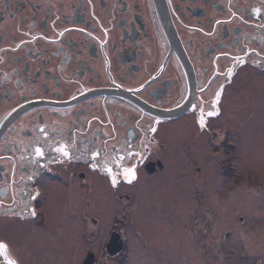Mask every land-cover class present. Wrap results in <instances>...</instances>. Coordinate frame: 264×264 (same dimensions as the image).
<instances>
[{
	"label": "flooded vegetation",
	"instance_id": "af4514ba",
	"mask_svg": "<svg viewBox=\"0 0 264 264\" xmlns=\"http://www.w3.org/2000/svg\"><path fill=\"white\" fill-rule=\"evenodd\" d=\"M244 72L264 78V0H0V264H136L135 250L146 264H175L166 212L143 198L176 175L185 134L197 179L191 242L207 254L210 232L196 226L225 211L211 197L209 160L220 186L248 168L243 129L259 112L238 122L229 111ZM104 196L119 204L105 231L89 214ZM73 199L85 242L55 255L41 240L62 200L73 217ZM232 236L226 229L217 253ZM60 237L54 230L53 244Z\"/></svg>",
	"mask_w": 264,
	"mask_h": 264
},
{
	"label": "rangeland",
	"instance_id": "374dc122",
	"mask_svg": "<svg viewBox=\"0 0 264 264\" xmlns=\"http://www.w3.org/2000/svg\"><path fill=\"white\" fill-rule=\"evenodd\" d=\"M248 75L249 73L244 72L238 78L237 81L241 84L238 85V88L236 86L237 89L233 91L232 99L234 102L236 100L239 102L237 105L239 107L236 110H229L231 117L236 118L238 122L245 119L252 107H257V112H259L258 118L249 120L251 125L243 129L245 134L242 149L244 160L241 166L248 168L242 173V180L237 168L230 169L229 176L232 179L228 178L226 188V186L219 185L222 174L219 172L215 158L211 157L209 160V168L212 170L210 178H213L210 187L211 197L217 206L219 208L223 206L225 211L218 214L217 222L211 224L203 220L202 226H196L197 229L203 227V231L210 232L201 241L206 244L207 254H203L202 250L195 247L191 242L192 234L196 228H192L193 225L191 226L188 216L194 212V208H197L195 200H193L194 190L192 188L193 183H197V179L193 168L190 164L188 165L182 153V149L187 147L186 143H188L186 134L182 136L185 137V141L179 147L181 150L178 151V156L182 160L175 165L176 175L166 179L163 177L162 179H165L162 185L164 189L161 188V185H157V187L149 189L150 192L147 193L146 201L143 198L144 207L151 205L162 210V213L166 212L168 241L171 244L169 253L174 257L175 264H221L220 258L224 264H264V78L256 76L252 78L251 75ZM177 126L183 127L182 124ZM151 192L153 193L151 194ZM92 199L89 214L94 219L96 218L98 223L90 224V226L101 225L105 231L106 227L115 221L113 214L118 210L119 204H117L114 196L94 197ZM65 201H61L62 207L57 214L58 221L54 222L51 231L47 232L41 240L42 245L46 244V246L50 245V248H54L55 255L60 253L62 256L66 251L73 250V246H67L75 244V247L80 250L85 242L80 235L81 226L84 222L78 216L82 201L68 200L73 217L64 213ZM76 204H79V208ZM167 212H170V217H168ZM240 215L245 216L242 224L238 220ZM62 225L66 227L65 232L63 231L64 228H61ZM12 227L15 230V224H12ZM228 228L233 231V236L225 243L224 252L217 253L214 244L219 241ZM54 230L61 235L58 245L53 244ZM64 233L66 236H63ZM104 234L105 232L91 236L94 248L100 245ZM228 246H230L229 249ZM47 248L44 247V249ZM138 254L137 250L133 251L132 261L137 262L136 264H146L144 261L146 259L138 256ZM259 258L261 259L258 261ZM55 261L59 260L55 259ZM67 264L74 263L68 262ZM147 264H154V261L150 259ZM155 264L158 263L155 262Z\"/></svg>",
	"mask_w": 264,
	"mask_h": 264
},
{
	"label": "snow or ice",
	"instance_id": "6c2138e0",
	"mask_svg": "<svg viewBox=\"0 0 264 264\" xmlns=\"http://www.w3.org/2000/svg\"><path fill=\"white\" fill-rule=\"evenodd\" d=\"M215 114H216L215 112H210L209 113V115H215ZM201 124H203V120L202 119H201ZM37 153L38 154H42V153H40L39 149H37ZM65 155H67V153H65ZM124 174H125L126 177H131L133 179L135 178V171L133 169H125V173ZM113 183L114 184L116 183L115 178H113ZM32 214L35 215V212H33ZM6 250H7V245H5L3 243H0V251L6 252ZM9 264H15V262L14 261H9Z\"/></svg>",
	"mask_w": 264,
	"mask_h": 264
},
{
	"label": "water",
	"instance_id": "95a60500",
	"mask_svg": "<svg viewBox=\"0 0 264 264\" xmlns=\"http://www.w3.org/2000/svg\"><path fill=\"white\" fill-rule=\"evenodd\" d=\"M116 237H113L109 240L108 242V247H111V249H113L114 251H116L117 247H116Z\"/></svg>",
	"mask_w": 264,
	"mask_h": 264
}]
</instances>
